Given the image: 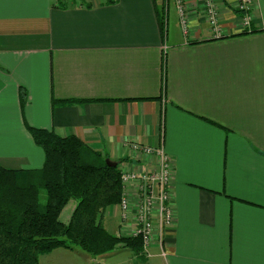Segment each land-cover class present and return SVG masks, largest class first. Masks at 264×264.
Listing matches in <instances>:
<instances>
[{"label":"crops","instance_id":"obj_1","mask_svg":"<svg viewBox=\"0 0 264 264\" xmlns=\"http://www.w3.org/2000/svg\"><path fill=\"white\" fill-rule=\"evenodd\" d=\"M237 5L215 0L218 35L207 0H185L186 30L172 1L0 0V166L43 168L26 125L77 137L120 170H157L136 145L172 165L162 245L155 231L148 254L57 249L39 264H264V0L250 28ZM125 192L130 220L106 211L123 237L138 219Z\"/></svg>","mask_w":264,"mask_h":264},{"label":"trees","instance_id":"obj_2","mask_svg":"<svg viewBox=\"0 0 264 264\" xmlns=\"http://www.w3.org/2000/svg\"><path fill=\"white\" fill-rule=\"evenodd\" d=\"M26 129L44 151L45 162L40 170L0 166V264H39L40 256L57 249L79 248L94 259L119 249L139 255L141 238L115 236L104 226L107 209L120 206L123 199L121 161L109 167L107 158L77 137L29 125ZM71 200L77 205L63 222L61 213Z\"/></svg>","mask_w":264,"mask_h":264},{"label":"built area","instance_id":"obj_3","mask_svg":"<svg viewBox=\"0 0 264 264\" xmlns=\"http://www.w3.org/2000/svg\"><path fill=\"white\" fill-rule=\"evenodd\" d=\"M165 9L169 2H173L178 10L180 24L184 30L188 29L186 20L185 0H159ZM208 1L209 23L216 34L220 35L218 24V12L215 7V0ZM237 8L245 15L244 25L250 28L251 11L257 0H237ZM165 15V14H164ZM135 150H142V153L157 157L158 168L155 171H135L133 169H122L121 179L123 183V199L120 204L123 219L130 220L133 210V201L130 199L125 189L134 193L137 217L135 227L132 230V238H141L143 242L142 252L148 254L152 243L154 232L159 235V243L163 244V237L172 225L171 207V175L172 165L162 149L140 147L136 145ZM128 192V193H129ZM136 215V214H135ZM141 252V254H142Z\"/></svg>","mask_w":264,"mask_h":264},{"label":"rangeland","instance_id":"obj_4","mask_svg":"<svg viewBox=\"0 0 264 264\" xmlns=\"http://www.w3.org/2000/svg\"><path fill=\"white\" fill-rule=\"evenodd\" d=\"M213 32H214V34L216 33L214 28H213ZM76 205H77V201L71 200L65 206V208L63 209V212L61 213V216H60V219L63 222H67L68 221V216L71 214V212L76 207ZM117 207H119V206H117ZM104 221H105L107 230L109 232H111V234H114V235L118 232L119 224L122 225L121 216L119 217L118 214L117 213L114 214V212L111 215H108V213H107L106 216H105V220ZM131 236H132V234L130 235V233H129V236H126V237H131ZM120 250H123V249H119V251ZM116 259L118 260V258H116ZM121 259H123V258H121ZM123 260H126V259H123ZM123 260H118L116 262H117V264H123ZM104 264H110V260H107Z\"/></svg>","mask_w":264,"mask_h":264},{"label":"water","instance_id":"obj_5","mask_svg":"<svg viewBox=\"0 0 264 264\" xmlns=\"http://www.w3.org/2000/svg\"><path fill=\"white\" fill-rule=\"evenodd\" d=\"M106 164L109 166V167H117V163L107 159L106 161Z\"/></svg>","mask_w":264,"mask_h":264}]
</instances>
